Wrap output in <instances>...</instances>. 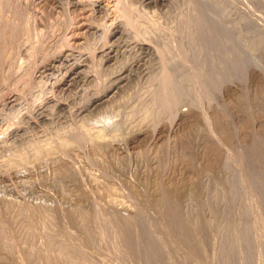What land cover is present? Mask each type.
Returning a JSON list of instances; mask_svg holds the SVG:
<instances>
[{
  "label": "rangeland",
  "instance_id": "rangeland-1",
  "mask_svg": "<svg viewBox=\"0 0 264 264\" xmlns=\"http://www.w3.org/2000/svg\"><path fill=\"white\" fill-rule=\"evenodd\" d=\"M194 1L0 0V264H264V0Z\"/></svg>",
  "mask_w": 264,
  "mask_h": 264
},
{
  "label": "bare ground",
  "instance_id": "bare-ground-1",
  "mask_svg": "<svg viewBox=\"0 0 264 264\" xmlns=\"http://www.w3.org/2000/svg\"><path fill=\"white\" fill-rule=\"evenodd\" d=\"M52 1H53V0H52ZM71 1H72V0H71ZM149 1H157V0H149ZM167 1H168V0H167ZM193 1H194V0H193ZM92 2H93V1H92ZM161 2H162V1H161ZM194 2H195V3H199V2H197L196 0H195ZM58 3H59V2H58ZM80 3H81V2H80ZM83 3H85V2H83ZM69 4H70V3H69ZM66 5H67V4H66ZM67 6H69V5H67ZM81 6H82V5H81ZM90 6H91V5H90ZM78 7H79V6H78ZM91 9H92V8H91ZM67 10H68V9H67ZM92 10H93V9H92ZM92 10H91V11H92ZM87 13H88V12H87ZM87 13H86V14H87ZM100 13H101V12H100ZM79 14H80V13H79ZM82 17H83V16H82ZM104 17H105V16H104ZM95 22H96V21H95ZM203 22H204V21H203ZM89 23H90V22H89ZM77 24H78V23H77ZM91 24H94V23H91ZM95 25H96V24H95ZM101 25H102V24H101ZM112 25H114V24H112ZM96 26H97V25H96ZM99 26H100V25H99ZM105 26H106V25H105ZM112 28H113V27H112ZM209 28H210V27H209ZM97 29H98V28H97ZM99 29H100V27H99ZM103 29H104V28H103ZM106 29H107V28H106ZM213 29H214V28H213ZM76 30H77V29H76ZM205 30H209V29H206V28H205ZM211 30H212V29H211ZM211 30H210V31H211ZM98 31H99V30H98ZM104 31H105V30H104ZM212 31H213V30H212ZM214 31H215V30H214ZM74 32H75V31H74ZM94 32H95V31H94ZM110 32H111V31H110ZM117 32H118V31H117ZM120 32H121V31H120ZM104 33H107V32H104ZM111 33H112V32H111ZM111 33H110V34H111ZM113 33H114V35H115L116 30H115ZM205 33H206V32H205ZM215 33H216V32H215ZM223 33H224V32H223ZM224 34H225V33H224ZM87 35H88V34H87ZM108 36H109V35H108ZM72 37H73V35H72ZM99 37H100V36H99ZM215 37H218V35L216 34ZM215 37H214V39H216ZM89 39H90V38H89ZM212 39H213V38H212ZM82 40H83V39H82ZM134 42H135V41H134ZM137 42H138V41H137ZM143 43H145V41H144ZM136 44H137V43H136ZM145 44H146V43H145ZM128 45H129V44H128ZM110 46H112V45H110ZM216 46H217V45H216ZM128 47H129V46H128ZM141 47H142V46H141ZM81 49H83V48H81ZM115 50H116V49H115ZM76 51H77V50H76ZM81 51H82V50H81ZM112 52H113V51H110V50H109V52H107V57H108L107 59H111V57H112V56H111V53H112ZM83 53H84V52H83ZM105 53H106V52H105ZM81 54H82V53H81ZM98 54H99V53H98ZM85 55H86V54H85ZM87 55H88V54H87ZM63 56H64V55H63ZM67 56H68V55H67ZM67 56H66V57H67ZM76 56H77V55H76ZM66 57H65V58H66ZM70 57H71V55H70ZM57 58H58V57H57ZM65 58H63V59H65ZM88 58H89V57H88ZM66 59H67V58H66ZM67 60H68V59H67ZM104 60H105V59H104ZM63 61H64V60H63ZM63 61H62V62H63ZM77 61H78V60H77ZM57 62H58V61H57ZM78 62H79V61H78ZM70 63H71V62H70ZM84 63H85V62H84ZM46 64H47V63H46ZM73 64H74V63H73ZM76 64H77V63H76ZM80 64H81V63H80ZM80 64L77 65V66H74V67L72 66L73 68L71 67L72 69H71V71H70V74H69V75L67 74V75H68V77H67V78H68V79H67V82H68V83H71L72 81H75L76 77H77V76L79 75V73L81 72V71H80V72L78 71V70L81 68V65H80ZM60 66H61V65H60ZM62 66H63V65H62ZM55 68H56V67H55ZM58 68H59V67H58ZM58 68H57V70H58ZM65 68H66V67H65ZM46 69H47V68H46ZM48 69H49V68H48ZM59 69H60V68H59ZM43 70H44V69H43ZM63 70H64V69H63ZM46 71H47V70H46ZM59 72H60V71H59ZM39 73H40V72H39ZM47 73H48V72H47ZM82 73H83V72H82ZM82 73H80V75H82ZM65 75H66V74H65ZM86 75H87V74H86ZM122 75H123V74H122ZM128 78H129V77H128ZM117 79H118L119 82H123V81L125 80V77H124V76H121V77H119V78L117 77ZM79 80H80V79H79ZM112 81H113V80H112ZM114 82H115V81H114ZM114 82H113V84H114ZM63 83H64V82H63ZM75 83H76V82H75ZM115 83H116V82H115ZM61 84H62V83H61ZM114 85H115V84H114ZM116 87H117V86H115V88H116ZM120 87H121V86H120ZM112 90H113V89H112ZM107 91H109V89H108ZM110 92L113 93L114 91H110ZM106 93H107V92H106ZM110 94H111V93H110ZM107 95H108V94H106L105 97H106ZM103 97H104V95H103ZM103 97H102V99H99V98H100V96H99L97 100L95 99V101H93V103H94V104H97V103L102 102ZM13 101H14V100H13ZM90 102H91V101H90ZM88 107H89V106H88ZM105 116H106V115H105ZM102 117H104V116H102Z\"/></svg>",
  "mask_w": 264,
  "mask_h": 264
}]
</instances>
